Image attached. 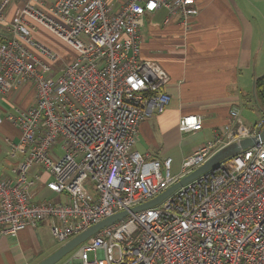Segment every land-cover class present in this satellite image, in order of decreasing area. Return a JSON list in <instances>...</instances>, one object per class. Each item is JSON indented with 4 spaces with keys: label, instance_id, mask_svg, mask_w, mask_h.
<instances>
[{
    "label": "built area",
    "instance_id": "obj_1",
    "mask_svg": "<svg viewBox=\"0 0 264 264\" xmlns=\"http://www.w3.org/2000/svg\"><path fill=\"white\" fill-rule=\"evenodd\" d=\"M194 1L26 0L8 20L15 0H0V23L11 35L0 40V112L3 102L14 108L4 113L19 131L5 138L6 155L18 161L9 168L0 162V237L50 221L55 239L66 242L178 180L171 157L135 149L142 119L171 101L167 71L140 58L141 28L147 14L164 9L165 22L188 29ZM36 24L71 45L70 62L53 67L42 57L58 54L32 38ZM27 84L35 99L21 107L16 94ZM202 124L191 114L179 126ZM263 124L246 127L233 108L222 133L183 160V175ZM90 251L96 260H87ZM78 257L92 264H264V141L102 228L80 244Z\"/></svg>",
    "mask_w": 264,
    "mask_h": 264
},
{
    "label": "crops",
    "instance_id": "obj_2",
    "mask_svg": "<svg viewBox=\"0 0 264 264\" xmlns=\"http://www.w3.org/2000/svg\"><path fill=\"white\" fill-rule=\"evenodd\" d=\"M194 6L198 13L188 29L176 19L165 22L164 9L147 14L141 28L140 58L167 71L165 90L171 101L163 112L142 119L135 149L160 160L171 157L172 175L178 179L184 176L183 160L222 133L233 108L246 127L253 129L263 120L255 84L264 75V0H195ZM6 33L0 25V40ZM23 91L31 93V99L26 102L21 96L22 104L17 98L16 103L28 106L35 91L27 84L16 97ZM2 105L5 112L9 105ZM191 114L202 117V128L182 131L181 118ZM2 164L10 167L6 160ZM51 226L45 221L1 236L0 264H27L40 249L27 235L39 228L51 231Z\"/></svg>",
    "mask_w": 264,
    "mask_h": 264
},
{
    "label": "rangeland",
    "instance_id": "obj_3",
    "mask_svg": "<svg viewBox=\"0 0 264 264\" xmlns=\"http://www.w3.org/2000/svg\"><path fill=\"white\" fill-rule=\"evenodd\" d=\"M22 1L24 2L26 0H19V1L15 0V3L9 5L10 8L8 7L6 10V17L8 20L12 17V15L15 12V9L19 6V4H16V2L21 3ZM0 25L5 28V25H3L2 23H0ZM6 32H7L6 38H9L11 35L10 33H8L7 30ZM32 38L38 42L44 43L47 47L50 48V50L58 54V58L56 60L51 61L45 58L44 56H42L38 50L35 51L36 53L41 55L45 60H47L50 64H52L53 67H55L56 65H58L59 68L63 67L67 62H70L75 55V50L71 47L69 43L59 38L56 34L51 32L42 24H36V28L32 32ZM21 96L23 97V100H25L26 102L31 99V93L23 91L22 94L20 93L16 97L17 100L20 102V104H22L20 100ZM5 107H6L5 110L15 112L14 108H12L10 105L9 107L5 105ZM5 115L6 114L3 111L0 112V118H1L0 119V150H1L0 154H2L0 157V162H4L6 160L10 164H14L16 163V161H18L19 158L12 159L6 155V149L8 148V145L5 138L6 137L12 138L14 136L16 137L18 133L16 127L9 120L6 119ZM242 116L248 118L249 120H252V118L247 117L245 114H243ZM174 171L175 169L173 166V168L171 169V173L174 174ZM45 192L49 194L47 191ZM27 238L30 243L32 242L39 243L40 245V249L37 252H35V256L31 257L27 264L38 263L48 255H50L52 252H54L56 249H58L63 243H65V242H58L51 233L49 228L47 229L39 228L37 232L35 230L34 233L33 232L29 233L27 235ZM79 247L80 245L75 247L73 250L68 252L55 264H92V263H84L79 259L78 257ZM97 256H98L97 252L90 251L87 260L94 261L97 259Z\"/></svg>",
    "mask_w": 264,
    "mask_h": 264
},
{
    "label": "water",
    "instance_id": "obj_4",
    "mask_svg": "<svg viewBox=\"0 0 264 264\" xmlns=\"http://www.w3.org/2000/svg\"><path fill=\"white\" fill-rule=\"evenodd\" d=\"M263 121H264V110H263ZM260 140L264 141V124H263V128L260 131V133L251 135L249 137H244L239 140L232 141L228 143L227 145H224L219 150H217L212 156H210L203 164L193 169L192 171L184 175L182 178L175 181L167 189L162 191L160 194H158L154 198L144 203H141L139 205H136L132 207L130 210L118 211L102 219L98 223L90 226L89 228L82 231L78 235L72 237L69 241L63 243L58 249H56L54 252H52L50 255H48L47 257H45L44 259H42L36 264H55L63 256H65L68 252L73 250L75 247H77L83 241L90 238L93 234H95L102 228L125 218L126 216L129 215L130 212L140 211L142 209L153 207L159 204L178 187L191 181L192 179L196 178L200 174L206 172L207 170L214 167L216 164H218L222 160L228 157L234 156L248 147L254 146Z\"/></svg>",
    "mask_w": 264,
    "mask_h": 264
},
{
    "label": "trees",
    "instance_id": "obj_5",
    "mask_svg": "<svg viewBox=\"0 0 264 264\" xmlns=\"http://www.w3.org/2000/svg\"><path fill=\"white\" fill-rule=\"evenodd\" d=\"M256 96L261 110H264V75L256 80L255 84Z\"/></svg>",
    "mask_w": 264,
    "mask_h": 264
}]
</instances>
